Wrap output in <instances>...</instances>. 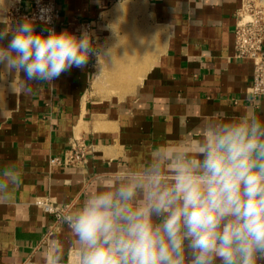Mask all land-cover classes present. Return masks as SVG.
I'll return each instance as SVG.
<instances>
[{"label": "crops", "instance_id": "obj_1", "mask_svg": "<svg viewBox=\"0 0 264 264\" xmlns=\"http://www.w3.org/2000/svg\"><path fill=\"white\" fill-rule=\"evenodd\" d=\"M35 1L0 0V6L29 12ZM53 1L61 15L56 32L79 37L87 29L93 43L102 39L96 47L112 54L101 61L90 56L86 66L72 67L52 86L33 85L30 95L13 93L6 83L0 87V168L15 164L22 178L14 199L0 203V254L30 252L46 237L53 216L35 205L36 198L69 204L95 177L142 161L154 146L198 139L210 119L231 120L249 106L264 119V97L253 100L251 93L254 64L235 57L245 0ZM119 4L128 7L129 17L162 27L154 60L152 45L138 46L135 23L124 26L131 34L117 45L103 40L111 35L109 21L118 16L111 12ZM43 27L36 23L37 32ZM148 29L142 31L152 34ZM143 48L145 55H136ZM112 68L124 76L114 79ZM74 141L88 146L85 168L51 166L50 158H63ZM52 236L63 245L64 264H74L67 226Z\"/></svg>", "mask_w": 264, "mask_h": 264}, {"label": "clouds", "instance_id": "obj_2", "mask_svg": "<svg viewBox=\"0 0 264 264\" xmlns=\"http://www.w3.org/2000/svg\"><path fill=\"white\" fill-rule=\"evenodd\" d=\"M52 11L41 6L13 24L0 6V87L30 95L90 56H111L87 29L78 37L48 27ZM21 183L15 164L0 168V203ZM58 222L74 264H264V119L249 106L237 118L210 119L198 139L160 143L142 161L95 177ZM64 261L52 234L30 252L0 254V264Z\"/></svg>", "mask_w": 264, "mask_h": 264}, {"label": "built area", "instance_id": "obj_3", "mask_svg": "<svg viewBox=\"0 0 264 264\" xmlns=\"http://www.w3.org/2000/svg\"><path fill=\"white\" fill-rule=\"evenodd\" d=\"M41 6L52 7L53 20L52 24L48 25V27L55 29L56 25L61 20V15L56 2L53 0H40L39 4L36 0L33 9L29 12L23 11L20 6L15 5L11 7L6 14L14 24L24 16L32 17L38 14L39 7ZM36 23L41 24L39 21ZM235 57L237 59H247L253 62L254 76L251 89L252 98L253 100H257L260 97H264V11L258 9L254 0H245L238 13L235 27ZM87 149L88 146L86 144L74 141L63 158H50V165L85 168L87 162ZM34 203L46 213L53 216V221L49 226L50 230L46 237L50 234H54L61 225L58 222L59 214L68 204L61 206L48 196L36 198Z\"/></svg>", "mask_w": 264, "mask_h": 264}, {"label": "rangeland", "instance_id": "obj_4", "mask_svg": "<svg viewBox=\"0 0 264 264\" xmlns=\"http://www.w3.org/2000/svg\"><path fill=\"white\" fill-rule=\"evenodd\" d=\"M256 5H257L258 9H261L262 11H264V6L260 3L259 0H258ZM142 13H144V12H142ZM144 21H146L144 17H137V19H134V17H129L128 16V9H126L121 15H118V16L111 18V20L109 21V27H108V30L111 31V35L109 33H106L107 37L103 38V40L107 42L106 44L111 42L112 46H114L113 44L117 45V43L122 42V40H125V38L131 34L125 30L124 26H126L128 24H134L135 23L137 25V29H138V32L135 35V40H136L138 46L143 45L144 43H147L148 49H149L150 45H152V47L154 48V50H153V54H154L153 60H154V58H155V46L160 45V43L163 41V31L160 29L162 27L160 25H157L156 22H154V21H149V20H147L146 22H144ZM144 25H147V27L152 31V34L151 33L146 34L144 32H141L142 29L144 28ZM151 35L153 38L152 37L149 38ZM102 42H103L102 39L99 38L96 40V43H94V46L102 44ZM144 53H145V48H143L142 51H139V56L140 55L144 56L145 55ZM142 73H144V71ZM96 99H98V98H96Z\"/></svg>", "mask_w": 264, "mask_h": 264}, {"label": "bare ground", "instance_id": "obj_5", "mask_svg": "<svg viewBox=\"0 0 264 264\" xmlns=\"http://www.w3.org/2000/svg\"><path fill=\"white\" fill-rule=\"evenodd\" d=\"M126 8L128 9V7H126L125 6V4L124 5H121V4H119V5H117L114 9H113V13L111 12V14H116V15H120V14H122L125 10H126ZM142 9L143 8H138L137 9V12L139 13V12H142ZM130 12V11H129ZM142 32H144L145 33V31H142ZM150 33V32H149ZM147 34V33H146ZM145 34V35H146ZM149 35V34H148ZM154 36V35H153ZM153 38V37H152ZM144 45V44H143ZM132 54V53H131ZM133 54H135V52H133ZM132 54V57H134L135 55H133ZM138 54V56H139V52L137 51L136 52V55ZM116 68H120V66H117ZM116 68H112L114 71H113V73H112V76H114V79H118V77H120V71L119 70H116ZM126 68V67H125ZM129 69V68H128ZM132 69V68H131ZM128 72V71H127ZM121 73H123V70L121 71ZM124 73H125V71H124ZM127 73H125V75H126ZM124 75H121V77H123ZM121 80H123V79H121ZM102 83V82H101Z\"/></svg>", "mask_w": 264, "mask_h": 264}]
</instances>
